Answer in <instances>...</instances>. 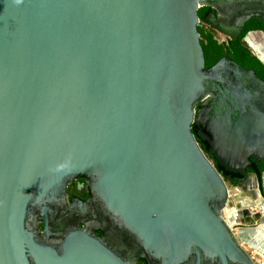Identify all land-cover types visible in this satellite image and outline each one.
Segmentation results:
<instances>
[{"label": "water", "instance_id": "95a60500", "mask_svg": "<svg viewBox=\"0 0 264 264\" xmlns=\"http://www.w3.org/2000/svg\"><path fill=\"white\" fill-rule=\"evenodd\" d=\"M202 9L264 27V0H0V264H255L212 161L264 164V81L205 69Z\"/></svg>", "mask_w": 264, "mask_h": 264}, {"label": "flooded vegetation", "instance_id": "af4514ba", "mask_svg": "<svg viewBox=\"0 0 264 264\" xmlns=\"http://www.w3.org/2000/svg\"><path fill=\"white\" fill-rule=\"evenodd\" d=\"M203 10L206 11L205 16L211 13L210 9H203ZM251 21H256V20H250L245 24L239 38L241 37L247 24L250 23ZM216 32L219 33L223 38H229L218 31ZM262 34L264 35V31L261 29L249 30L244 36L241 37V39L243 40V38L247 36L246 39L249 40L250 42L253 41L254 43L256 40L258 43L261 44L263 43L264 40ZM251 162L255 164L256 172H252L246 169V175L244 177H241L239 175L229 174L227 172H224L222 169L219 172L226 184V188H227V184H229L235 190V193L230 195L229 190L227 188V193H228L227 204H229V206L226 211L221 212V216L223 217V219H225V221L227 219L228 220L232 219L236 221V223L231 227V231L234 235H238V233H240L241 231H246L247 234L253 236L254 240L257 241L258 243L260 242L262 245L264 242V225L259 226L255 223L262 218V216L258 214V208L256 206V201L258 198L256 196V189L259 191V200H264V189L260 182L261 176L262 174H264V164L255 163L254 161ZM243 187L247 189V191L250 194V197H247L242 192L241 188ZM66 193L68 199L77 198L80 199L81 201H85L87 199L86 190L85 187L82 186V181L72 182L69 186H67ZM260 229L262 230V234H263L262 237L261 236L259 237V233L257 232ZM258 237L260 238V241L257 240ZM237 241L239 245L242 247V249L249 255L253 263L264 264L261 255L253 252L252 250L248 252L244 248V246L247 248V244H245L243 240L239 238L237 239ZM254 256H257L260 261L255 262L253 258Z\"/></svg>", "mask_w": 264, "mask_h": 264}, {"label": "trees", "instance_id": "16d2710c", "mask_svg": "<svg viewBox=\"0 0 264 264\" xmlns=\"http://www.w3.org/2000/svg\"><path fill=\"white\" fill-rule=\"evenodd\" d=\"M206 11H198L199 26L197 31L200 37V45L204 55L205 69H209L214 64H216L221 58L226 57L242 67L243 69L253 71L254 74L264 81V66L251 55L250 50L241 41V37L244 36L249 30L261 29L264 31V27L258 21H251L245 27L241 37L234 41L229 38H220L216 34L217 32L205 24ZM195 134V130L193 129ZM198 145L203 151V153L208 156V148L204 142L198 141ZM218 172L221 168L217 166L215 162L212 161ZM100 236V233H96ZM137 264H145L143 261L138 260Z\"/></svg>", "mask_w": 264, "mask_h": 264}, {"label": "bare ground", "instance_id": "6f19581e", "mask_svg": "<svg viewBox=\"0 0 264 264\" xmlns=\"http://www.w3.org/2000/svg\"><path fill=\"white\" fill-rule=\"evenodd\" d=\"M246 41H247L249 47L251 48V50H253V53L258 56V58L260 59V61L264 62V44L263 43L260 44L256 40H255L254 43H253V41L250 42L247 39H246ZM257 232L259 233V237L260 236L262 237V235H263L262 234V230L260 229ZM259 237L257 238L258 241H260V238ZM259 245L260 244H257L255 247H250L251 245L250 246L247 245V248L248 249L250 248V250L254 251L255 253H257L259 255H261V257L264 259V254H263L264 253V242H263V244L261 246H259Z\"/></svg>", "mask_w": 264, "mask_h": 264}, {"label": "rangeland", "instance_id": "374dc122", "mask_svg": "<svg viewBox=\"0 0 264 264\" xmlns=\"http://www.w3.org/2000/svg\"><path fill=\"white\" fill-rule=\"evenodd\" d=\"M216 35H217L218 37L223 38L219 33H217ZM227 188H228V190H229L230 195H232L233 193H235V190H234L229 184H227ZM244 248H245V247H244ZM245 249H246L248 252L251 251V250L248 249V248H245ZM253 252H254V251H253ZM253 258H254L255 262L260 261L259 258H258L257 256H254ZM262 261L264 262V259H262Z\"/></svg>", "mask_w": 264, "mask_h": 264}, {"label": "built area", "instance_id": "2783aa9c", "mask_svg": "<svg viewBox=\"0 0 264 264\" xmlns=\"http://www.w3.org/2000/svg\"><path fill=\"white\" fill-rule=\"evenodd\" d=\"M221 38V37H220Z\"/></svg>", "mask_w": 264, "mask_h": 264}]
</instances>
